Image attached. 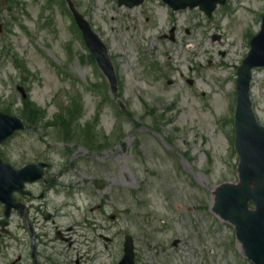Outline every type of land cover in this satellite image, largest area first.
I'll return each instance as SVG.
<instances>
[{
    "label": "rangeland",
    "instance_id": "obj_1",
    "mask_svg": "<svg viewBox=\"0 0 264 264\" xmlns=\"http://www.w3.org/2000/svg\"><path fill=\"white\" fill-rule=\"evenodd\" d=\"M69 2L106 44L117 91ZM263 13L264 0H227L210 18L162 0H0V111L26 126L1 155L16 168L51 161L52 187L35 185L45 192L37 202L58 226H84L104 264L121 260L126 233L137 264H252L212 207L218 186L239 181L237 71ZM250 94L264 126V68L254 69ZM19 223L14 215L11 233Z\"/></svg>",
    "mask_w": 264,
    "mask_h": 264
},
{
    "label": "water",
    "instance_id": "obj_2",
    "mask_svg": "<svg viewBox=\"0 0 264 264\" xmlns=\"http://www.w3.org/2000/svg\"><path fill=\"white\" fill-rule=\"evenodd\" d=\"M143 1L119 0V4L133 7ZM164 1L175 9L200 6L209 16L212 15L218 3L226 2V0ZM71 7L88 46L108 77L112 88L116 90V74L105 44L93 32L84 17L74 9L73 5ZM256 67H264V16L262 29L252 39L251 51L238 70L235 124L236 147L241 158L240 182L239 184L227 183L219 186L215 192L216 201L213 206V211L216 214L235 226L237 239L242 243L246 254L254 264H264V126H261L256 120L250 96L252 69ZM21 129H24L21 119L0 113V143ZM42 166L43 164H34L17 171L0 158V200L12 202L13 191L21 189L24 181H33L42 176ZM249 201L255 203V210L249 209ZM11 207V204L7 207V216H9ZM177 243L178 241H175V244ZM134 260L133 238L131 235H127L125 255L120 264H134Z\"/></svg>",
    "mask_w": 264,
    "mask_h": 264
},
{
    "label": "flooded vegetation",
    "instance_id": "obj_3",
    "mask_svg": "<svg viewBox=\"0 0 264 264\" xmlns=\"http://www.w3.org/2000/svg\"><path fill=\"white\" fill-rule=\"evenodd\" d=\"M41 160L48 163L45 178L26 183L24 193L14 194L15 203L20 207L12 211V215L17 214L20 218L18 235L9 230L4 233L0 228V257L6 264H104L99 241L88 243L84 240V226H58V215L37 202L45 197V192H36L34 186L43 183L45 188L52 187L53 182L49 175L53 166L51 161ZM0 210H5L3 203H0ZM7 237L12 241H7ZM100 237L107 243L106 235L100 234Z\"/></svg>",
    "mask_w": 264,
    "mask_h": 264
},
{
    "label": "trees",
    "instance_id": "obj_4",
    "mask_svg": "<svg viewBox=\"0 0 264 264\" xmlns=\"http://www.w3.org/2000/svg\"><path fill=\"white\" fill-rule=\"evenodd\" d=\"M26 108H27V111H28V113H29V115H36L37 114V111H34V109H33V107L31 106V108L30 107H28V106H26ZM30 119V118H29Z\"/></svg>",
    "mask_w": 264,
    "mask_h": 264
}]
</instances>
